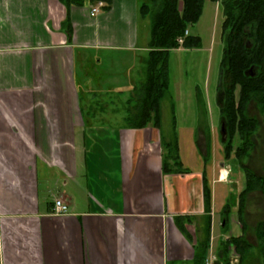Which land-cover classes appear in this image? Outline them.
<instances>
[{
	"label": "crops",
	"instance_id": "obj_1",
	"mask_svg": "<svg viewBox=\"0 0 264 264\" xmlns=\"http://www.w3.org/2000/svg\"><path fill=\"white\" fill-rule=\"evenodd\" d=\"M95 4L66 8L59 0H0V264H194L203 236L197 237L196 228L203 232L206 217L210 245L219 218L216 258L222 263L221 240L246 238V205L249 196L261 193L246 195L243 228L231 222L234 212L238 220L245 177L236 161L235 179L222 164L214 170L213 145L219 138L213 137L218 121L213 125L209 78L206 90L191 83L188 95L176 86L174 96L169 75V138L162 136V102L160 132L151 125L130 129L123 118L137 75L127 70L136 66L123 69V59L135 64L141 55L144 64L149 21L139 16L137 0H111L106 11L91 16ZM206 5L214 17L213 53L222 12L219 2L205 0L199 19ZM144 22L148 31L142 37ZM186 30L193 36L190 27ZM193 37L200 48L171 49L168 69L171 55L203 50L201 38ZM105 56L118 59L107 66V104L99 110L87 106L86 117L78 73ZM84 75L93 86L90 71ZM197 87L207 125L196 103ZM172 129L186 173L161 171V137L170 141ZM203 176L210 213L204 212ZM55 200L67 205L68 213L55 214ZM232 201L223 230L222 211Z\"/></svg>",
	"mask_w": 264,
	"mask_h": 264
},
{
	"label": "trees",
	"instance_id": "obj_2",
	"mask_svg": "<svg viewBox=\"0 0 264 264\" xmlns=\"http://www.w3.org/2000/svg\"><path fill=\"white\" fill-rule=\"evenodd\" d=\"M66 8L84 6L86 3H105L104 11L111 0H59ZM139 16L149 21V53L144 61L146 80L139 97L130 100L125 118L130 129H144L151 125L160 132V102L168 96L169 69L168 57L171 49L179 48L176 40L184 35L188 27L194 26L202 12L205 0H137ZM219 2L223 21L221 24L222 49L218 65L216 103L219 119L226 128L225 140L221 143L224 160L234 154L239 168L245 177V184L238 196V221L244 227L243 211L246 195L260 192L264 197V177L251 170L245 160L254 148L251 137L257 131L258 122L246 112L250 102H254L259 114L264 118V0H210ZM182 2V10L178 4ZM198 37L184 38L183 48H200ZM196 103L200 116L207 121L205 103L201 91L195 90ZM172 121L175 117L172 115ZM173 123V122H172ZM172 126H174L172 124ZM205 131V129H204ZM239 143L234 148L235 138ZM206 138L209 139L208 131ZM161 171L163 174L186 173L178 156L174 129L171 140L161 139ZM210 151L206 150L207 163ZM204 212L210 213V192L203 176ZM233 201L225 205L222 217L225 221ZM203 228L204 238L198 241L194 264H205L210 243V218L206 217ZM256 244L251 245L244 236L230 238L220 244L221 261L229 264L227 251L232 246L239 256L240 264L248 262L254 253L264 264V220L259 221L254 230ZM218 264H222L218 259Z\"/></svg>",
	"mask_w": 264,
	"mask_h": 264
},
{
	"label": "rangeland",
	"instance_id": "obj_3",
	"mask_svg": "<svg viewBox=\"0 0 264 264\" xmlns=\"http://www.w3.org/2000/svg\"><path fill=\"white\" fill-rule=\"evenodd\" d=\"M183 8V4L182 2H180L178 4V10H182ZM205 10L203 11V14L201 16V18L199 19L198 23L195 24L193 27H190V34L193 36H199L202 40V48L203 50L198 51V50H194L192 52L191 55L187 54L188 56L185 57V55L182 53L181 56H179V54L176 55H171V59H170V65H169V75H170V94L175 96V87L177 86L178 88L185 87L184 88V92L186 95L189 94V92L191 91L190 86L191 83L192 84H199L202 87L204 86L205 90H206V81L209 78V84H210V99H211V95H212V123L213 125H215V122L217 123L218 121V108H217V103L216 102V95H215V86L217 85V80H218V62L220 61V54H221V41L222 38L220 39V29L217 27L216 30V35H215V46H214V52L213 53H209V40L210 37L213 36L214 37V33H213V21H214V17L212 16V14L209 12L208 9V5L205 6L204 8ZM223 21V16L220 17L219 21ZM221 23V22H220ZM147 24L141 23L140 24V32L142 37H144L147 34L148 28H147ZM210 54H213L212 57H210ZM102 59H100L99 61H96V59L94 60V63H88L85 65V67L83 68V65L81 64V69L78 73L79 77H78V85L80 87V93H81V104H82V108L84 109V116L89 117V113L90 110L87 109V106L91 105L92 109L96 108V109H100V107H105L107 103H105V96H108V81L111 77V73L109 69H107V66L110 65V61H116L118 60L116 58V56H110V57H101ZM140 58L141 55L139 56V60H136L135 64H132L134 62L133 59L131 58H126L123 59V62H125V65L122 66L123 69H125L126 67H130V65L136 66V68L134 70H130V68H127L128 71H130V73H132L131 75H137L135 77V82L133 85L134 88L130 93V97H129V106H134L136 107L133 101H130L132 99H134L135 97H139V95H141L142 93V85L145 83L146 80V76H147V72H146V67L144 66V64L141 65L140 63ZM88 70L90 71V75L92 74L93 76V86H91L90 84L88 85V79L85 77L84 75V71ZM127 70H125L124 72H127ZM214 84V85H213ZM91 86V87H90ZM213 86H214V93H213ZM86 87H89V91L91 90V92H95L97 91L98 95L97 96H93V95H85L83 94V92H86ZM88 91V92H89ZM87 93V92H86ZM171 98H168V96H166V98L164 100H162V106H161V110H162V136H166L165 138H169L170 137V112L168 109V105L170 102ZM249 113L252 115H257V111L254 107L253 104H251L249 106ZM207 110H206V114H207ZM127 116V115H126ZM125 116V118H126ZM125 118H123V120L125 121ZM121 120V119H119ZM208 121L206 122L207 125ZM209 124V123H208ZM217 125V124H216ZM218 126H219V121H218ZM213 137H218V128L216 126V130L213 128ZM219 138V137H218ZM161 139H163L161 137ZM239 140L236 137L235 141H234V148L238 145ZM161 144V142H160ZM255 144H256V148L255 151L253 152L251 158L248 159V162L246 163L247 166H249L250 168H253L254 170H256L255 172L257 174H261L264 176V130L263 127L260 129V131L258 132V134L255 137ZM161 148V147H160ZM203 149V146H202ZM160 157H161V152H160ZM213 158H214V163H215V168L214 170L217 172L218 169H221L220 165H224L226 167H224L225 171H227L228 173V177H236L234 171L237 169L238 166H236L234 157L232 155L233 162H231L230 166L228 167V162L224 161L223 159V152H222V147L221 144L217 141L214 140V145H213ZM246 161V160H245ZM234 165L236 167H234ZM234 167V168H233ZM259 172V173H258ZM235 190V189H234ZM236 192V190H235ZM236 211V210H235ZM246 218H247V223H248V231H247V241L251 244V245H255L256 241L254 240V236H253V224L260 221V220H264V200L262 199L261 195L258 193L252 194L251 196H249L247 205H246ZM215 223H214V229H213V241L211 242V245L209 243V249L208 252L206 254V263L205 264H218V261L216 260L217 258V247L219 245V241H217L216 236L219 234V218H215ZM218 220V221H217ZM233 221V223H238V220L236 219L235 216V212L234 214L231 216V222ZM237 225V224H236ZM232 226V229L233 230ZM237 228V226H235ZM197 237L201 238L200 236H202V239L204 238V232L201 233V230L199 231L197 228ZM223 234V232L221 233ZM223 242V240H221L220 244ZM228 255L227 256V260L229 262V264H240L239 261V256L238 254L235 252L234 248L232 246L229 247L228 250ZM257 254L254 253V256H252V258L244 263V264H260V259L258 256H256ZM222 264H225V262H222Z\"/></svg>",
	"mask_w": 264,
	"mask_h": 264
},
{
	"label": "built area",
	"instance_id": "obj_4",
	"mask_svg": "<svg viewBox=\"0 0 264 264\" xmlns=\"http://www.w3.org/2000/svg\"><path fill=\"white\" fill-rule=\"evenodd\" d=\"M105 7V3L102 1L97 2L94 6L90 8V15L96 16L98 15L102 9ZM188 36V30H185L184 35L182 37H178L176 42L181 47L184 42V38ZM54 213L58 215H64L68 213V207L61 200L54 201Z\"/></svg>",
	"mask_w": 264,
	"mask_h": 264
},
{
	"label": "flooded vegetation",
	"instance_id": "obj_5",
	"mask_svg": "<svg viewBox=\"0 0 264 264\" xmlns=\"http://www.w3.org/2000/svg\"><path fill=\"white\" fill-rule=\"evenodd\" d=\"M251 104H253L254 105V107H255V109H256V111H257V115H252V114H250L249 113V106L251 105ZM218 108V107H217ZM247 111V113H248V115L249 116H251V117H254V118H256V120H257V122H258V128H257V131L254 133V135L251 137V139H252V142L254 143V148L252 149V151L250 152V155L248 156V159L249 158H251V156H252V154H253V152L255 151V148H256V144H255V137H256V135L258 134V132L260 131V129L263 127V130H264V118H263V116H261L260 114H259V111H258V109H257V107H256V105H255V103L254 102H250L249 104H248V106H247V109H246ZM218 121H219V126H218V137H219V143L221 144L224 140H225V137H222L221 136V134H220V124H221V120L219 119V112H218ZM221 146H222V144H221ZM223 149V148H222ZM233 157H234V154H233ZM230 158H232V155H231V157ZM234 160L236 161V159H235V157H234ZM228 161V160H227ZM250 168V167H249ZM251 170H253L254 171V169H252V168H250ZM256 171V170H255ZM261 197H262V199L264 200V197L262 196V194H261ZM260 221H262V220H260ZM259 222V221H258ZM257 222V223H258Z\"/></svg>",
	"mask_w": 264,
	"mask_h": 264
},
{
	"label": "water",
	"instance_id": "obj_6",
	"mask_svg": "<svg viewBox=\"0 0 264 264\" xmlns=\"http://www.w3.org/2000/svg\"><path fill=\"white\" fill-rule=\"evenodd\" d=\"M220 134L222 137H225L226 135V128L223 120H221V124H220Z\"/></svg>",
	"mask_w": 264,
	"mask_h": 264
}]
</instances>
